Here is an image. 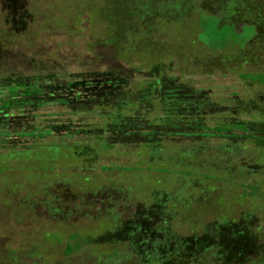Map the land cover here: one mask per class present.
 <instances>
[{
    "label": "rangeland",
    "instance_id": "374dc122",
    "mask_svg": "<svg viewBox=\"0 0 264 264\" xmlns=\"http://www.w3.org/2000/svg\"><path fill=\"white\" fill-rule=\"evenodd\" d=\"M120 1L123 10H113ZM236 3L138 0L129 12L127 0H0V105L11 86L39 90L26 106L0 111V264H152L121 238L128 222L143 219V238L168 243L227 224L236 206L253 214L257 250L233 263L230 246L210 242L228 259L220 251L222 260L202 263H259L264 85L242 75L264 74V0H243L227 19ZM209 15L234 25L244 44L215 51L201 43L197 24ZM148 99L151 108L190 112H146ZM123 104L132 106L121 112ZM198 123L230 134L214 137ZM100 228L108 245L84 243ZM176 247L162 245L163 254ZM198 261L182 255L173 264Z\"/></svg>",
    "mask_w": 264,
    "mask_h": 264
},
{
    "label": "flooded vegetation",
    "instance_id": "af4514ba",
    "mask_svg": "<svg viewBox=\"0 0 264 264\" xmlns=\"http://www.w3.org/2000/svg\"><path fill=\"white\" fill-rule=\"evenodd\" d=\"M249 83L252 84L253 82H249ZM156 84H157V82L155 83V85ZM151 87H152V89H154V83H149V89L147 88L146 93H145L146 95H148V97H152V95H153ZM151 99H148V101H149L148 106H150V107H148L146 112H160V111H162V112H190V110H180L179 108H174L173 110L159 109V108H153V107L151 108V106L154 105L153 104L154 100H151ZM126 124L129 125L127 122H126ZM201 126L205 127V125H201ZM248 132H249V130L244 132V135H245L244 138H246L247 135L249 137L250 133L247 134ZM235 133H240V132L238 130H235ZM227 134H230V133H227ZM228 137L229 136H227V138ZM206 138H207L206 136H202V135L200 136V139H206ZM202 144L205 145V144H207V142H205V140H204V142ZM77 159H80V160H83V161H87V157H85L83 155L81 157L78 156ZM151 207L155 208L156 206L153 205ZM240 208L238 206H236L234 208L235 209V213L232 216L231 220L228 221L227 224L226 223L225 224H223V223H219V224L213 223L212 225L211 224L207 225L208 229H209L208 231L214 230L215 229L214 228L215 225L216 226L218 225L220 230H219V232L215 233V236L214 235H208V231H207L206 234H203L201 232L200 236H191V237H186V238H180V240H177V241L176 240H170L168 243H165L164 242L165 238L163 236L161 237L159 234L158 235L160 237H157L155 239L153 238L154 236H149L147 234H146L147 236L145 238H143V236H142L143 219L141 220L142 222H140V220L136 219V221H138L137 223L128 222V224H127V226H128L127 227V233L126 232L125 233H121V234H124V237H121V238H123V240H126V241L129 240L130 242H132V244L134 245V248H135L134 250H136L137 252L140 251L138 253L142 254L143 252H148L150 257L149 258L146 257V258H147V261L151 262L152 264H158V259L161 258V257L165 258V261H166L165 263L170 261V263L173 264L175 261L180 260L182 255H185V256H187L189 258H195V260H197V258H198L199 261L197 263H192V264H200V263H202V258H206L207 256H214L215 258L219 257V259L222 260L224 256H222L220 251L223 252V249H221V250L217 249L216 251H218L220 253L218 254V252L217 253L214 252L215 255H213V253H211L209 251V248L207 247V243L210 244V242H216V244L224 245V247L225 246L226 247L230 246L229 248L231 249L230 250L231 256L228 257L227 254H225L224 252L223 253H224L226 258L227 257L228 258L233 257L234 259L232 258V260H233L232 262L233 263H237L240 260V258L244 259V258H247L250 255H252L254 250L257 248V247H251V244H253V240L255 238L254 236H252V226H253L252 215L253 214H250V213L248 214V213H246V211H242L243 213L241 214V211L239 210ZM150 209H152V208H150ZM150 212H151V210H150ZM146 216H147L146 219L148 220L147 222H151L153 220V218H152L153 215L147 214ZM113 219H117V218H114V216H113ZM102 221L110 222L106 218H92V222H93L92 225L98 226L100 223H103ZM114 225L117 227V229L119 231L120 230L119 227H120L121 223L119 224V220L118 219H117V222L114 223ZM156 227L158 228V226H156ZM148 228L151 229V231H153L154 225L151 224V225L148 226ZM161 229H159V231L157 230L158 233L161 232ZM99 231L100 232H99V234L97 236H93V235L88 236L86 238V242H84V243H88L89 242L88 244H92V241L96 240V239L98 240L97 242L98 243L100 242L101 244L109 243L107 241L103 242L104 240H102L104 238V236H105L104 234L106 232L108 233V231H106L105 228H100ZM74 233H72L70 235L71 243L73 242V240L76 241L75 240L76 238L73 237ZM127 234L131 235V237L129 238V236ZM167 235L169 237V235H171V233L168 232ZM71 236H72V239H71ZM89 239H91V242H90ZM218 239L221 240V244L216 241ZM57 243H59V242H57ZM88 244H85V245H88ZM165 244H170V245H174L175 244L176 246H178V247H176L174 249L169 248V250H168L169 252H167V255H168L167 257H169L170 259L167 258L165 254H163L162 245L164 246ZM190 244H192V245H190ZM149 245L153 246V247L152 248H148L147 246H149ZM193 245H195V247L200 249L201 251H199V253L198 252L190 253V251H191V249H190L191 247L190 246H193ZM261 248H263V254H261L262 257H260L261 259H260L259 263H255V264H261V263L264 262V243L261 245ZM79 249H81L80 244H78L77 249H75V250H79ZM75 250H71V252H69V253L65 252V253L67 255H70ZM217 254H218V256H217Z\"/></svg>",
    "mask_w": 264,
    "mask_h": 264
},
{
    "label": "trees",
    "instance_id": "16d2710c",
    "mask_svg": "<svg viewBox=\"0 0 264 264\" xmlns=\"http://www.w3.org/2000/svg\"><path fill=\"white\" fill-rule=\"evenodd\" d=\"M178 1H181V0H178ZM137 2H138V0H127L126 6H128L127 9L129 12L131 11L129 6H132V3L136 4ZM179 4H180V2L174 6L176 9H178V11L181 9L179 7L181 4L180 5ZM112 6H114L113 10H116V11L120 10V12L123 10L122 1L115 2V3H113ZM243 7H244L243 0H238V3H236L235 6H228L224 10L226 12V15L228 16L227 19H230V17L234 18L236 16V14H238L242 11ZM236 9H238V10H236ZM126 12H127V10H126ZM93 15L95 16V18H100L103 14L101 11L95 10L92 12V16ZM209 16H210V18H206V17L202 16L200 18V20L198 21V24H197L198 31H199L198 40L201 43L206 44L208 46V48H210L211 50H215V51L220 50V49H224L229 44H232V45L244 44V42H242L238 39L239 35L235 31L234 25H230L227 22V20H225V19L221 20V19H219L213 15H209ZM174 26H177V25L175 24ZM147 59L149 62L150 58H147ZM151 59H153V58H151ZM242 78L246 81H249V82L264 85V74H247V75H242ZM34 91H37V93H39V90L36 88H32L29 90H23L21 88V85L11 86L8 89L9 97L2 100V104L0 105V111H2V109L12 110V109H16V108L26 106L28 104V102L25 100L26 99L25 97L31 96L34 93ZM19 95H23L22 98H19L18 97ZM123 105H125V107L123 106V108L121 109V112H126V110H129L130 107L132 106L131 104H123ZM179 107H182V108L180 109ZM155 108H159V107L156 106ZM174 108H179L180 110H190L189 108L185 107V105H181V106L173 105V108H170V109L167 108V110H173ZM159 109H163V108H159ZM146 110H147V108H146ZM201 125H205V124H199V123L196 124V126H198L199 129L207 130L206 132L214 133V134H212V136H214V137L215 136L219 137L220 135L227 134L226 132H224V128H225L224 126L217 127L214 125L215 127L213 126L214 128L212 129V127L209 128L208 125H205V127H202ZM192 126H193V128L195 127L194 125H192ZM190 128H192V127H190ZM233 128H236V127L233 126ZM186 129H188V128H186ZM238 131L239 132H245V131H241V130H238ZM123 132L124 131L121 130V133H123ZM206 132L205 133H198V136L200 137L202 135V136L209 137L210 134H208ZM149 140H152V139H149ZM148 142H152V141H148ZM69 252H71V251H68V253ZM164 262H166L164 257H161L158 259V264H163Z\"/></svg>",
    "mask_w": 264,
    "mask_h": 264
}]
</instances>
